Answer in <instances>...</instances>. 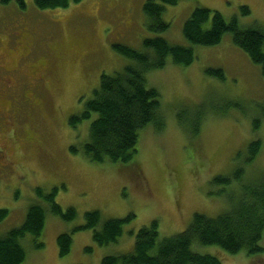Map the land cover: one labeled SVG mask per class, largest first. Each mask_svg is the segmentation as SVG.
Listing matches in <instances>:
<instances>
[{
	"label": "rangeland",
	"instance_id": "374dc122",
	"mask_svg": "<svg viewBox=\"0 0 264 264\" xmlns=\"http://www.w3.org/2000/svg\"><path fill=\"white\" fill-rule=\"evenodd\" d=\"M146 1L83 0L67 9H40L33 0H26V8L18 0H0V75L6 74L1 66L17 68L21 85L26 74L45 64V79L33 93L39 102L35 98L30 108L25 96L13 106L3 105L7 98L0 91V208L9 209L0 222V236L25 223L29 208L40 201L37 187L47 191L58 187V204L64 211L71 207L77 211L70 221L48 212L44 234H27L21 240L27 252L23 264H103L108 256L132 253L138 231L155 220L162 239L185 231L196 213L216 217L228 204L225 198L210 195L211 179L231 174L244 163L251 141L260 138L264 144L260 65L235 45L231 33L210 46L195 44L184 34L187 20L198 7L219 11L227 21L237 17L243 27L255 22L264 25V0H178L167 5L164 19L170 27L162 33L150 30ZM242 6H248L251 14L242 16ZM154 37L190 47L195 54L188 66L175 64L169 56L164 68L147 73V87L161 95L166 126L162 131L153 124L147 126L138 153L127 164L92 162L82 149L95 115L76 127L70 125V118L83 113L102 74L113 75L135 63L117 52L114 44L149 51L144 41ZM24 42L29 53L21 58ZM209 68L223 69L226 79L207 74ZM19 87L15 92L22 95ZM202 102L238 105L226 116L211 113L192 139L176 113L181 106ZM257 119L259 128L254 124ZM72 147L79 152L73 153ZM247 173L249 179L264 176V150ZM46 207L50 211V205ZM89 211L101 213L100 225L135 217L124 224L117 242L100 245L92 230L79 229ZM63 233L73 237L65 256L60 255L58 244ZM36 243L44 247L38 249ZM261 244L264 248V236ZM196 247L195 251L214 255L222 264H264V252L249 256L219 246Z\"/></svg>",
	"mask_w": 264,
	"mask_h": 264
},
{
	"label": "trees",
	"instance_id": "16d2710c",
	"mask_svg": "<svg viewBox=\"0 0 264 264\" xmlns=\"http://www.w3.org/2000/svg\"><path fill=\"white\" fill-rule=\"evenodd\" d=\"M7 2L9 0H3ZM40 9L69 8L83 0H33ZM26 8V0H18ZM178 0H147L144 11L150 30L162 33L169 29L164 19L167 5H175ZM248 6L241 7V15L248 16ZM231 33L235 45L245 51L251 60L260 65L264 75V25L255 22L243 27L237 17L227 21L219 12L207 7H198L187 20L184 34L191 42L201 45H216L223 37ZM149 51H137L122 44L113 48L122 55L132 58L135 63L126 66L113 75L102 74L100 86L93 91L92 98L86 104L82 114L71 116L70 125L76 127L85 119L95 115L90 125V138L82 152L95 163L131 162L138 153V143L144 129L153 124L157 131L166 126L159 91L147 87V73L167 65L169 56L175 64L188 66L195 59L192 48L171 44L163 37L148 38L144 41ZM207 74L225 80L221 68H209ZM229 102L225 107L202 102L191 106H181L176 113L180 126L192 139L198 137L203 123L211 113L226 116L229 109L237 106ZM255 128L261 121L255 120ZM262 139L251 141L247 147L244 163L236 167L231 174L216 175L210 185L214 188L210 195L225 198L227 210L209 217L196 213L189 227L175 235L160 237V224L155 220L150 226L142 227L136 235L135 250L126 255L108 256L103 264H222L211 254H202L194 247L219 246L232 254L246 252L255 256L264 252L261 244L264 236V176L255 179L247 177V168L263 153ZM73 153L79 148L72 147ZM242 153H239V157ZM59 188L51 191L37 187L35 190L39 202L33 204L25 223L0 236V264H23L27 252L21 240L31 234L40 237L46 229L47 215L51 212L70 221L77 216L75 208L64 211L57 202ZM50 205V211L46 207ZM9 214L8 208H0V222ZM86 223L79 229L93 231V238L100 245L117 242L124 233V224L135 216L110 219L101 224V213L89 211L85 215ZM72 233H63L58 237L60 255L69 254L72 248ZM38 249L43 243H36ZM196 247V248H197ZM199 248V249H200Z\"/></svg>",
	"mask_w": 264,
	"mask_h": 264
},
{
	"label": "flooded vegetation",
	"instance_id": "af4514ba",
	"mask_svg": "<svg viewBox=\"0 0 264 264\" xmlns=\"http://www.w3.org/2000/svg\"><path fill=\"white\" fill-rule=\"evenodd\" d=\"M22 47H23L22 50L24 49L25 52L22 54L21 58L22 57L24 58L28 56L29 45L24 42V45ZM22 50L20 51L21 53L23 52ZM17 65H15V67H17ZM40 66L41 68H39ZM36 67L34 68L35 71L26 74L24 76V80H22V84L18 85L17 82L20 81V79L18 75L16 76L15 74L17 68H10L9 66L8 67L1 66V69L4 70V72L6 73L5 75H0V91H2L3 92L2 95H5L7 98L5 102L3 101V105L8 106L6 104L8 103L9 106H13V104H15L14 102H16V99L22 96L26 97L28 108H30V106L33 105V101L36 102L37 100L39 102L38 98H36L37 96L33 97V93L34 92L36 93V88L39 87L45 79V74L43 73L45 64L41 63V65H38ZM18 86H20L19 88H21V91L23 92L22 95H17L15 92L16 90H19L17 89ZM13 111L15 112L14 107H13ZM2 155H0L1 158H3Z\"/></svg>",
	"mask_w": 264,
	"mask_h": 264
}]
</instances>
